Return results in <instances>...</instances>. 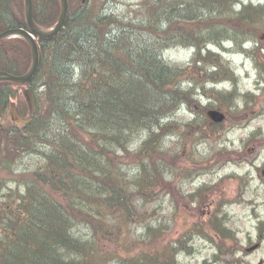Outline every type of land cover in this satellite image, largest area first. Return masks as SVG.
Returning <instances> with one entry per match:
<instances>
[{"label": "trees", "instance_id": "obj_1", "mask_svg": "<svg viewBox=\"0 0 264 264\" xmlns=\"http://www.w3.org/2000/svg\"><path fill=\"white\" fill-rule=\"evenodd\" d=\"M141 1L130 5L128 0H69L70 10L64 29L54 38L37 40L40 53L39 67L32 80L26 84L35 96L36 112L31 123L26 126L16 127L9 121L8 125L0 124V172L14 171L23 160L31 163V156H35L38 162L48 160L57 163L62 166L63 172L61 170L57 175L45 177L38 165L33 170L30 166H24V172L18 177H10L0 182V210L3 213L0 214V264H19L15 253L22 250L27 252L30 244L42 251H52L56 246L59 247L60 239H63L65 256L56 259V264L58 261L73 264L78 256L92 264L94 256L107 249L124 263L134 264L138 262V258H146V264H169L165 259L171 247L166 243L165 255L161 257L159 249L165 244L156 245L158 241H167V234H164L167 232V219H160L156 208L150 210L147 205L156 201L165 203L167 196L168 199L171 196L176 203L184 199L185 193L181 192L179 187L170 184L168 180L171 175L190 176L196 172L191 167H185L181 172L176 173L178 167H175V164L179 165L181 160L178 159L176 163L173 160L178 157L184 158L185 151L177 155L171 154L168 148L169 136L187 128H195L201 138L218 137L225 123L211 122L207 111L210 108L231 109L233 116L238 117L242 106L238 105L237 98L243 97L244 109H251L255 95L251 91L239 94L237 90H229L231 95L227 100L228 94L225 88L209 89L198 94L212 99L209 101L213 104L209 106L200 101L193 102L189 96H180L177 108L172 110L168 109V103L158 112L142 108L139 97L132 96L134 89H140L137 81L146 85L154 82L158 86H163L171 80L174 82L182 80L195 89L198 84L207 81V75L211 79L217 77L214 68L216 65H222V62L226 63L223 56H220L221 60L211 55L202 57L198 53L199 49L186 65L175 67V75L167 73L165 61L161 64L164 71L158 73L161 66L147 52L148 48L156 46L157 41L152 35L146 37V34L160 33L166 25L163 35L176 38L178 41L176 47L184 49L208 41L206 34L210 30L214 31V42L223 43L225 39H232L234 47L240 49V39L248 37L253 40L255 50L244 52L248 57L255 59L254 61L261 65V71H264V53H256V49L264 50V26L257 29L235 22L231 25H218L216 21L210 19L201 22L188 12L187 15L192 18L177 22L176 10L172 9L171 13L164 15V5L171 0ZM175 1L182 7L195 6L199 11L203 10V14L205 11L202 9L203 6L209 8L211 4L226 6L224 13H231L235 3L232 0ZM33 4L34 20L39 26L51 28L58 22L61 13L60 0H33ZM242 9L247 13L243 17H252L250 10L253 7L247 6ZM224 13L221 16H224ZM199 17L203 19L202 15ZM234 17H236L234 20H241V16ZM11 28H27L24 0H0V33ZM80 40L88 45L84 53L78 50ZM68 41H71V48L66 45ZM121 43L124 47L120 46ZM130 49L135 50L130 52ZM68 51L73 52L70 64L64 62ZM232 51L238 50L234 48ZM85 53L92 55L93 71L96 73V68H101L109 74L108 79L101 80L79 70L78 56L86 57ZM122 60L128 62L130 60L132 63L129 62L130 68L126 67ZM140 60H146V63ZM31 62V48L26 40L12 38L0 41V70L22 75L29 70ZM74 65L77 67L76 73ZM131 70L133 74L129 73ZM71 78H73L72 82L69 81ZM219 78L221 79L217 84L230 77L225 79L222 75ZM262 80L260 83L263 90L264 73ZM65 82L72 83L77 91L75 97L64 94L59 86L54 85ZM18 87L22 85L0 82L2 120L7 119L8 110L14 100L19 101L18 109L23 116L29 114L28 102L20 97ZM105 91H111L120 97L111 96L109 101L104 100V96L107 95ZM88 99L92 104L86 103ZM119 100H123V104ZM184 105L192 111L193 120L188 121L186 125L177 123L162 125L164 118ZM82 106L87 108L85 114L80 109ZM64 112L67 116L62 115ZM116 113L118 115H114ZM101 114L103 117L109 116L113 119L116 116L127 126L148 133L153 132L154 136L138 148L122 147L102 151L89 163L73 159L64 147L61 150H49L46 143L41 140L44 129L57 131L59 141L62 136H66L64 129H70L77 137L84 131L79 127L86 125L84 127L88 128V124ZM181 138L182 136L179 137L180 140ZM2 146L4 150L1 149ZM77 168L83 172V186L70 191L69 188L74 187L79 180L76 174ZM196 168L205 169L201 163L197 164ZM66 175L68 178H64ZM99 180L100 183L92 184ZM88 182L95 189L102 190L101 194L97 195V200L92 198L93 189L86 185ZM44 194L50 196L46 201L43 199ZM191 198L195 199V197ZM15 200L17 203L13 204ZM68 206L75 211H69ZM117 213L129 226L136 227L135 232L131 227L130 229L133 233L141 234V237H119L123 227L118 222L111 221ZM5 216L7 219L4 218ZM45 218L47 220L44 224ZM58 222L63 223L61 226L65 231L73 228L77 222V226L83 232L85 243L77 246L71 242L70 236L63 234L59 225L57 226ZM200 228L203 233L204 229L201 226ZM123 240L130 244L124 246ZM2 242L9 246H4V243L2 245ZM52 247L53 249H50ZM122 251L125 254H121ZM128 255L130 256L127 257ZM173 256L171 254L170 257ZM28 264H32L31 259ZM170 264H178V262Z\"/></svg>", "mask_w": 264, "mask_h": 264}, {"label": "rangeland", "instance_id": "obj_2", "mask_svg": "<svg viewBox=\"0 0 264 264\" xmlns=\"http://www.w3.org/2000/svg\"><path fill=\"white\" fill-rule=\"evenodd\" d=\"M130 5H135L141 0H128ZM264 1V0H263ZM173 57L180 64L186 65L190 60L191 54L183 49H178L172 52ZM22 56V55H21ZM232 66H236L235 72L239 80V88L242 92L248 90L254 92V102L251 104V109H244V98L239 97L238 105L241 107L240 116L234 117L231 109H225L223 112L227 116L224 129L220 132L218 137L213 139H206L192 143L189 138L182 136V142L177 140V137L168 138V148L171 154L177 155L183 150V157H178L173 160L174 163L179 159L181 163L175 164L177 172H181L185 167H191L196 172V176L202 175L204 178L198 180V188L200 191L196 194L195 199L182 198L179 202H172L168 199L165 203L148 204L147 208L150 210L153 207L158 208L160 215L170 217V207L175 204L174 217L167 226L166 242L158 241L157 246L165 244L160 248L161 257H164V252L167 246H178L182 242L184 236L192 232L196 234L194 244L191 247H180L176 253L179 255L178 262L189 264H264V244L258 249L248 252L247 258L242 259L246 254L238 252L232 246L239 245L247 246L250 249L256 246L260 237V230L258 228L257 217L254 216L250 205L254 200L264 206V178L261 172L264 167V139L259 138L253 140V133L259 132L264 134V89L260 82H262V73L256 67L255 63L247 60L244 55L240 53L230 54L223 57ZM233 60V61H232ZM226 66V63H225ZM228 66L226 68L228 69ZM230 88V84H227ZM262 86V88H261ZM260 87V89H258ZM20 97L27 100L25 92L27 87H18ZM15 89H17L15 87ZM215 89V88H214ZM258 89V91H256ZM212 91V90H211ZM256 91V92H255ZM18 100H14L8 110L7 119L2 120L0 117V124L3 126L8 121L12 123V106L18 107ZM204 104L209 106L213 104L212 101H207L205 98ZM29 105V103L27 104ZM30 112V107L29 110ZM183 113H179L172 121L173 123L183 124L193 120L192 111L184 107ZM232 120V121H231ZM237 122L238 124H234ZM13 124V123H12ZM183 131V130H182ZM179 131V134L182 133ZM4 138V136H2ZM239 148L240 151H235ZM4 150V146L1 147ZM9 154V152H7ZM5 156V153L3 154ZM171 159V156L168 155ZM24 161V160H23ZM23 161L20 164H23ZM232 161V164L227 162ZM196 162L194 165H192ZM201 163L205 170H199L196 165ZM242 163V164H239ZM184 166V167H183ZM15 171H1L0 182L10 177H18L23 173V169L16 166ZM235 175L230 176V172L235 170ZM171 175V179L177 182L180 191L184 193H192L195 189L192 180L185 181L181 175ZM12 186V185H11ZM197 188V189H198ZM174 200V199H173ZM196 202L203 204L204 208H195L193 204ZM225 202L226 205L222 207L220 212L228 213L231 218L226 225L234 229V234L225 235L220 232V223L216 220L217 213L221 208L219 205ZM219 207H211L210 204H218ZM264 219V209L259 208L257 211ZM258 215V214H257ZM204 229L202 233L201 228ZM226 227V226H225ZM224 227V228H225ZM237 233V235H236ZM250 237V241L249 240ZM210 243H212L210 245ZM215 243L220 244V248L224 251L220 261L215 259L216 247Z\"/></svg>", "mask_w": 264, "mask_h": 264}, {"label": "bare ground", "instance_id": "obj_3", "mask_svg": "<svg viewBox=\"0 0 264 264\" xmlns=\"http://www.w3.org/2000/svg\"><path fill=\"white\" fill-rule=\"evenodd\" d=\"M234 1L233 5V11L231 13H224L227 9L226 6H214L211 4V2L208 4L210 6L209 8H206L203 6L202 9H204V14L203 10L199 11L197 7H186V6H181L180 4L176 3L175 0H171L168 4L164 5V11H165V16L167 14L172 12V9L176 10L178 12V15L176 16L175 21H181L187 18H192L187 15L186 12L194 15L196 18H198L201 22H206L208 19L211 21H216L218 25L220 24H228L231 25L233 22L240 24V25H247L250 26L251 28H257L259 29L260 27L264 26V1L263 0H232ZM168 5V6H167ZM207 5V4H206ZM207 5V6H208ZM253 7L252 10H250L251 16L252 17H243L246 16L247 13L242 9L244 7ZM225 14L224 16H221L222 14ZM199 15H202L203 19L199 17ZM234 16H241V20H234ZM193 17V18H195ZM83 20V19H80ZM250 20V21H249ZM245 24V25H244ZM166 31V25L165 28L162 32L157 33L153 32V34H146V37H150L151 35L156 39L157 44L154 46V48H148L147 52L157 61L161 66V69L158 73H162L164 71L163 66L161 64L164 63V61L167 63V73L169 74H176L174 71L175 67L182 65L178 63V61L173 57L172 52L178 49H183L181 47H176L177 46V39L174 37L168 38L165 37L163 34ZM206 37L208 38V41L205 43H200L199 45H193L187 47L185 50H187L190 54L191 57L195 55V53L198 52L200 49L199 54H201L202 57L211 55L215 56V58H220V56H228L230 54H236L240 53L241 55H244L247 60H252L256 67L259 69L260 74H261V65L254 61L251 57H248L244 51H254V44L252 43V39H249L248 37H242L240 39V44H241V49L238 47H234L233 45V40L232 39H225L223 43H217L214 42V31H209L206 34ZM67 47L71 48V41H68L66 43ZM120 46L124 47L123 43L120 44ZM202 46V47H201ZM201 47V48H200ZM258 45L256 46V48ZM236 48L238 51H232ZM88 49V45L81 40L78 42V50L82 51L83 53L86 52ZM69 50V49H68ZM135 49H130L129 51L132 52ZM264 53V50L260 48L259 50L256 49V53ZM210 53V54H209ZM86 57L78 56L77 59V65L80 71H84L87 74H90L92 76L98 77L101 80H105L106 78L108 79L110 76L109 74H106L104 70L101 68H96V73L93 71L92 67V55H89L88 53H85ZM73 56L72 51H68L67 56H66V61L64 62L66 64H70L71 62V57ZM89 56V57H87ZM258 56V55H257ZM222 57V58H223ZM33 58V56H32ZM202 59V58H201ZM224 59V58H223ZM221 60V58H220ZM39 61H40V54H39ZM124 61L123 64L126 65V67L130 68L131 62L129 60V63L127 60H122ZM144 64L146 63V60H140ZM226 61V66H228V61ZM230 67L228 66V69L226 68L225 64L222 62V65H216L214 68V71L216 70L217 72V77H214L213 79L209 78L210 76L207 75L206 78L207 81L204 84H198V86L194 89L192 85H187L186 82H182L179 80V82H174L170 81L167 82V85L163 86H158L156 83L152 82L150 85H146L143 82L137 81V84L139 85L140 89L132 91V96L139 97V104H141L144 109H147L149 111H155L158 112L162 107L165 106L166 103H168V109L172 110L174 108H177V102H178V97L180 96H189V98L194 102L195 100L197 102H202L204 103L205 98L203 96H198L201 92H204L205 90H209L213 88L217 82L220 81L221 78L220 76H224V78H228L227 80H224L226 83L230 84V89H227V96L226 99L228 100L231 95V91L229 90H237L238 93H242V90L239 88V80L238 76L236 75V66H232L229 64ZM74 70L76 73L77 67L74 65ZM82 67V68H81ZM223 67V68H222ZM6 72V71H4ZM9 73V72H7ZM133 74L132 70L129 72ZM10 74V73H9ZM263 74V73H262ZM151 77V76H150ZM231 77H233L231 79ZM167 78H169L167 76ZM170 79V78H169ZM69 81H73V78H71ZM263 81V80H262ZM55 87L59 86L60 90L66 94V95H72V97H75L76 95V89L72 86V83H58L54 84ZM139 87H136L138 89ZM163 89H162V88ZM131 90V89H130ZM199 91V92H197ZM138 92V95L136 93ZM197 92V93H195ZM229 92V93H228ZM106 96H104V100H110L111 96H119L118 94L112 93L111 91H105ZM30 94L32 98L35 101V96L32 91H30ZM25 95L28 96V92H25ZM240 96V95H239ZM120 97V96H119ZM198 98V99H197ZM91 99V98H90ZM88 99L86 100V103H91V100ZM123 100H125V97H123ZM123 100H119L121 103ZM113 104V102H110ZM123 104V103H122ZM185 107V105H184ZM184 107H179L178 109L174 110L170 116L167 118H164L162 120V125H171L173 124V120L177 117V115L181 112L183 113ZM81 111L85 114L87 112L86 106H82ZM63 116H67V114L64 112L62 113ZM118 115V113L114 114ZM83 116V115H82ZM1 117V116H0ZM2 119V117H1ZM96 120V121H95ZM93 120L90 124H88V128H85L86 125L83 127H79L81 130H84L83 133L77 137L73 134V131L71 132L70 129H64L63 132L66 134V136H62L60 138V141L57 138V131H54L52 129L51 131H48L44 129V134L41 137V140L46 143V147L49 150H61L62 147L66 150L68 154H70L73 159L75 160H81L84 163H89L92 161L94 156L97 154H100L102 151H106L107 149L114 150V149H120L122 147L127 148V149H133V148H138L139 146L144 145L145 143L148 142L149 139L153 138L154 133H148L145 130L137 129V128H131L127 126V124L123 123L121 119L119 120L118 117L114 116L113 118H109V116L103 117L102 114L98 115V117ZM100 121V122H99ZM10 123V122H9ZM12 124V123H11ZM238 124V123H236ZM14 126H16L13 123ZM182 125H186V123L183 122ZM17 127V126H16ZM86 134V135H85ZM180 136L189 138L190 141L196 142V141H201V140H206L205 138H201L199 133L196 132V129H189L187 128L186 130L182 131L181 134L179 133H172L169 137H177L176 139L178 140ZM75 138V139H74ZM179 142H182L179 139ZM192 142V143H193ZM34 150H32L33 152ZM35 154H36V148H35ZM31 163L27 162L26 160L23 161V164H19L18 167L23 169L24 172V166H30L31 170L35 168L37 165L40 167V170L42 174L45 177H51L54 175H57L58 173L63 172L62 166L60 167L59 164L53 163L48 160H44L42 162H38L35 158V156L30 157ZM16 168H14L15 171ZM13 172V171H12ZM76 174L79 176V180L77 181L76 185L74 187H70L69 190H75L78 186H83V181H84V176L83 172L80 169H76ZM14 173V172H13ZM185 181L188 180H195L196 175H184L182 176ZM64 178H68V175L64 176ZM169 183L172 184L174 187L177 186V182L174 179L169 178ZM101 180L98 182H92V184H97L100 183ZM88 182L86 185L91 186ZM91 189H93L91 192V196L94 200H97V195L99 196L101 194L102 190L95 189L94 187L91 186ZM50 196L47 194H44V201H46ZM170 201H174L171 196H169ZM16 200L13 202V204H16ZM160 203L159 201L153 202L151 204H157ZM174 203V202H173ZM157 210L158 215L159 210L157 207H154ZM67 209L69 211H75L72 207L68 206ZM174 209H175V204L174 207H170V217L163 216L162 220L167 219V226L169 225L170 221L174 217ZM0 214L3 215L2 211L0 210ZM4 218L7 219V216ZM10 219V218H8ZM46 218L43 219L44 224L46 223ZM112 222L119 223L123 228L122 231L119 233V237L126 238L128 236H135V237H141V234L138 233H133L137 230L136 227L131 225L129 226L126 221L122 217H120V214L117 213L114 215V217L111 219ZM63 224L62 222H58L57 226L59 225V228L61 232L65 235H69L71 239H69L71 242L74 244H77V246H81L85 243L84 237H83V232L82 230L77 226V222L75 223V226L73 228H70L69 230L65 231V228L61 226ZM130 227L133 229V232L131 231ZM221 230L223 233H227V231L221 227ZM196 234L189 232L187 233L182 242L180 243V247H191L194 244V238ZM123 240L122 243H124V246H128L130 243ZM4 242H2L3 245ZM9 246V244L4 243V246ZM59 247H55L52 251H42L39 248L33 246L30 244L28 251L26 252L25 250L18 251L15 254L17 255L16 260L18 261L19 264H28L30 262V259L32 260V264H42L45 262V264H56L55 260L61 257L65 256V251H64V243L63 239H60L59 241ZM211 245V243H210ZM178 246H171L170 251H167V263L171 262H178V257L179 255L175 253L177 250L182 249ZM224 250L222 248H217L216 249V255L214 256L215 259L220 261L221 256L224 254ZM166 252V251H165ZM164 252V255H165ZM121 254H125L124 251L121 252ZM171 254H173V257H170ZM128 255L127 257H129ZM130 259V258H129ZM93 263L92 264H130V263H124L122 262L121 259L117 258L111 250L107 249L103 253H97V255L94 256L93 258ZM146 258H138V262H135L134 264H146ZM159 262V261H157ZM58 263L64 264L61 261H58ZM57 263V264H58ZM73 264H89L84 258H81L80 256L77 257L75 262ZM133 264V263H132ZM178 264H189L187 261L185 263H179ZM202 264H205L202 263Z\"/></svg>", "mask_w": 264, "mask_h": 264}, {"label": "water", "instance_id": "obj_4", "mask_svg": "<svg viewBox=\"0 0 264 264\" xmlns=\"http://www.w3.org/2000/svg\"><path fill=\"white\" fill-rule=\"evenodd\" d=\"M61 14L58 23L55 25L53 29L45 30L39 27L36 22L34 21L33 17V1L32 0H25V8H26V18L28 23V30L23 28H15L6 30L3 33H0V40L5 38H12V37H22L27 40L31 46L33 61L30 70L24 75H12L7 72L0 70V81H10L19 84H26L30 82L32 77L34 76L38 65H39V48L36 42V36L41 38H52L55 37L63 28L67 19L68 10H69V1L68 0H61ZM28 98L31 106L32 114L35 111V102L32 98L30 91H28ZM13 120L17 125L20 124H28L31 119H24L19 114L16 108L13 109ZM209 116L215 122H221L224 120L225 116L223 113L219 111H210ZM264 174V171H263Z\"/></svg>", "mask_w": 264, "mask_h": 264}, {"label": "flooded vegetation", "instance_id": "obj_5", "mask_svg": "<svg viewBox=\"0 0 264 264\" xmlns=\"http://www.w3.org/2000/svg\"><path fill=\"white\" fill-rule=\"evenodd\" d=\"M193 205H194L195 208H204V207H205V206H203V204L198 203V202H196V204H193ZM218 205H219V203H218V204H210L211 207H213V206H214V207H219V206H220V207H221L220 209H222V207L225 206L226 204H225V203H222V204H220L219 206H218ZM250 205H252V206H251V209H258V208L260 207V204L257 203V202H253V204H250ZM234 232H235V231L233 230V234H234ZM236 235H237V233H236ZM260 237L263 238L264 236L262 235V236H260ZM263 242H264V239H262V240L260 239V240L257 242L256 246H254V247H255L256 249L259 248L260 246L263 245ZM219 245H220V244L215 243V247H216V248H220ZM232 247H233L235 250H237L238 252H242V253L246 254L245 256L242 257L243 260H245V259L247 258V256H248L247 254H249L248 252H250V251H249L250 248L247 247V246H242L243 248L241 249L239 245H235V244H234ZM229 264H231V263H229ZM242 264H243V263H242Z\"/></svg>", "mask_w": 264, "mask_h": 264}]
</instances>
